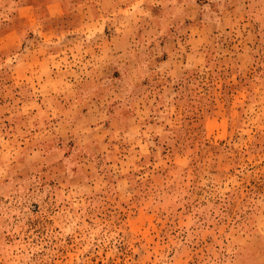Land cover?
<instances>
[{"label":"rangeland","instance_id":"1","mask_svg":"<svg viewBox=\"0 0 264 264\" xmlns=\"http://www.w3.org/2000/svg\"><path fill=\"white\" fill-rule=\"evenodd\" d=\"M0 264H264V0H0Z\"/></svg>","mask_w":264,"mask_h":264}]
</instances>
